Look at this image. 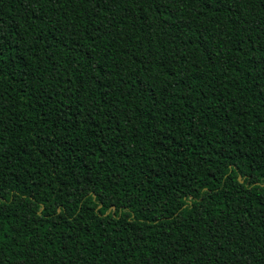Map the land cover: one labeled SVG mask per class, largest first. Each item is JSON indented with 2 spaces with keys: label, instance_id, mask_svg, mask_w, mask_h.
<instances>
[{
  "label": "trees",
  "instance_id": "obj_1",
  "mask_svg": "<svg viewBox=\"0 0 264 264\" xmlns=\"http://www.w3.org/2000/svg\"><path fill=\"white\" fill-rule=\"evenodd\" d=\"M0 264H264V0H0Z\"/></svg>",
  "mask_w": 264,
  "mask_h": 264
}]
</instances>
